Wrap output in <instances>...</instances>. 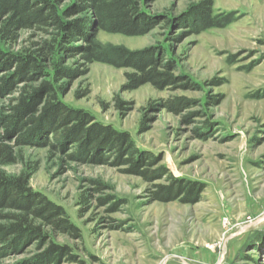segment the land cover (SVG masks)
<instances>
[{
  "label": "rangeland",
  "instance_id": "rangeland-1",
  "mask_svg": "<svg viewBox=\"0 0 264 264\" xmlns=\"http://www.w3.org/2000/svg\"><path fill=\"white\" fill-rule=\"evenodd\" d=\"M202 1L156 0L145 9L167 20ZM211 3L212 16L229 23L197 32L160 21L142 36L97 35L103 46L162 48L164 61L176 65V85L122 90L131 69L94 62L82 74L79 56L62 61L73 72L54 83L60 100L155 155L153 165L139 169L148 176L130 162L114 163L104 147L98 152L109 163H85L66 156L75 151L72 144L64 150L23 144L18 131L3 138L16 160L0 169L12 177L30 175L29 187L60 206L81 235L45 228L47 244L67 246L75 257L56 264H264V0ZM53 31L21 30L6 48L35 50L52 42ZM60 63L54 56L46 66L51 75L28 84L56 81ZM19 93L0 97V111L9 114ZM2 132L0 125V138ZM173 180L189 185L187 192L155 200L158 185ZM46 248L33 241L0 257V264H31Z\"/></svg>",
  "mask_w": 264,
  "mask_h": 264
},
{
  "label": "trees",
  "instance_id": "trees-1",
  "mask_svg": "<svg viewBox=\"0 0 264 264\" xmlns=\"http://www.w3.org/2000/svg\"><path fill=\"white\" fill-rule=\"evenodd\" d=\"M65 1L0 0V97L15 89L20 90L10 113L0 111L3 131L0 165L15 162L16 157L3 143V138H11L15 135L13 132L18 131L23 137L19 142L23 144L62 150L70 144L76 146L75 151L66 153L72 161L109 163L110 158L98 152L99 148H107L115 155L114 163L130 162L135 171L148 176L149 171L139 169L153 165L157 159L155 155L140 152L128 134L96 123L87 112L72 109L60 100L54 83L64 76H71L73 72L64 68L63 62L79 56L85 68L82 74H86L88 66L94 62L131 69L125 74L126 82L122 90H134L144 84L164 89L176 85L181 79L173 74L176 69L174 61H164L162 48L131 50L124 46H103L96 41L98 33L142 36L160 21H166L168 25L175 23L178 28L187 24L200 32L227 24L230 19L225 17L221 23L220 18L212 16L211 0L202 1L182 16L167 17V20L145 9L156 0H69L70 3L61 8ZM185 20L186 23H183ZM33 28L54 30V39L52 42L44 41L37 49L25 53L11 52L6 48V45L17 42L21 30ZM56 55L61 57L57 80L54 76L53 81L42 79L35 86L29 85L51 75L46 66ZM21 82L25 83L23 87L18 85ZM45 97L48 101L44 100ZM123 155L128 157L123 158ZM29 181L30 175L12 177L0 169V222L4 221L0 224V257L36 241L38 248L47 245L43 253L32 260L36 264H56L62 258L74 260L67 246L55 242L47 244L45 228L51 226L79 238L81 235L77 227L60 206L32 190ZM184 185L180 181L168 186L158 185V190L154 192L155 200H174L177 191L185 188L183 194L187 192L189 185ZM5 210L8 212L5 213ZM32 261L31 264H35Z\"/></svg>",
  "mask_w": 264,
  "mask_h": 264
}]
</instances>
